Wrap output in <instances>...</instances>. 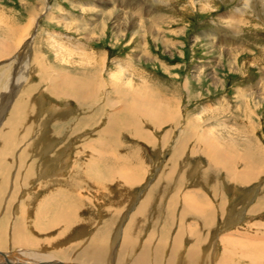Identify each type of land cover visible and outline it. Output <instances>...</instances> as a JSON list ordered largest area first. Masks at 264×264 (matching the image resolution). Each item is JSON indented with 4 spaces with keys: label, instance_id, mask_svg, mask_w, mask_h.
<instances>
[{
    "label": "rangeland",
    "instance_id": "1",
    "mask_svg": "<svg viewBox=\"0 0 264 264\" xmlns=\"http://www.w3.org/2000/svg\"><path fill=\"white\" fill-rule=\"evenodd\" d=\"M47 1L45 12L43 0H0V22L4 21L0 23L1 40L9 39L18 27L28 28L31 18L38 16L28 36L29 48L17 52L30 61L26 92H35L27 93L28 97L38 99L42 108L33 119L38 124L33 136L24 143H34L26 165L35 159L39 177L45 171L51 177L61 168L65 170L60 169L63 179L74 173L83 185L97 170L101 181L113 182L90 194L84 184L82 190L79 188L84 197L72 202L66 193L78 191L76 183L75 188L69 179L67 183L63 180L58 186L62 192H58L54 189L57 184L50 181L46 190L41 191V186L34 189L39 192L38 204L43 201L50 212L56 211L54 203L62 206L67 201L82 208L80 204L88 202L85 199L89 196L91 202L86 206L91 207L80 209L76 217L81 227L75 225L71 234L76 243L91 239L97 230L100 238L107 224L109 235L106 233L104 240L108 235V245L115 252L142 198L154 192L139 222L138 249L146 243L154 249L158 245L171 249L178 235L181 246L176 264L184 263L186 257L182 256L193 244L199 247L204 264H264V0ZM127 4L133 5L129 15L137 20L142 19L141 5L153 6L154 13L164 17L160 41L150 34L143 36V32L135 34L137 28L133 30L121 16V12L127 13ZM107 11H112L110 20H101L98 13ZM237 11L244 13L249 25L233 33L222 19ZM206 35L222 38L211 44ZM233 40L236 43L230 44ZM84 53L89 56L84 58ZM11 58L0 60V71ZM56 77L92 84V103L80 105L71 92L68 97L52 96L48 89ZM97 88L98 94L94 91ZM147 100L152 104L145 103ZM108 102L114 107H105ZM167 105L171 109L161 118L159 111ZM54 108L60 114L53 120L50 113L57 114ZM100 109L101 114H95ZM125 109H136L140 131L148 139L126 127L124 122L130 117L124 116ZM4 115L0 120L4 121L8 112ZM154 118L159 121L156 125ZM118 119L125 129L108 130ZM45 122L49 128L43 129ZM48 129L51 132L46 133V139H37ZM209 138L235 147L236 152H230L234 162L215 163ZM184 139V150L180 151L177 147ZM18 155L16 151L15 157ZM14 165H20L17 158ZM249 175V181L241 179ZM125 177L133 184L130 191L121 192L116 185ZM151 187L153 192L147 194ZM53 190L60 196L56 202ZM26 191L19 194L21 201L14 204L15 211L28 201L23 202ZM193 201L196 206L185 205ZM207 204L211 212L208 224V217L196 212L197 206ZM184 206L189 213H181ZM50 217L46 214L47 220ZM65 241L64 247L69 248Z\"/></svg>",
    "mask_w": 264,
    "mask_h": 264
},
{
    "label": "bare ground",
    "instance_id": "2",
    "mask_svg": "<svg viewBox=\"0 0 264 264\" xmlns=\"http://www.w3.org/2000/svg\"><path fill=\"white\" fill-rule=\"evenodd\" d=\"M248 1H251V0H248ZM47 2H48L47 0H43L42 2V5L45 6V9H43V11L46 10ZM190 4L191 6L195 5L193 1ZM249 5L250 4H248V6ZM132 6L133 5L131 4H127L126 9H125L127 13L123 14L121 12V16L124 18L125 21L132 24L133 30L137 28L136 30H134L135 34L143 32L142 33L143 36L150 34L151 36H153V38L156 41H160L161 40L160 35L163 34L162 23H163L164 17L154 13L155 9L153 6H150V8H148L147 5H141V7H138V9L139 11L143 13V15L141 14L142 19L137 20L135 17L129 15V13L131 14L133 11ZM206 10H209V8ZM43 11L41 12L39 11V12L42 13ZM111 12L112 11H107L102 14L98 13V15L100 16L101 20H110V16L112 15ZM237 14H239L238 11L237 13L228 14L229 15L228 17L225 16L222 19L223 22L227 23L231 31L232 29H234L233 33L237 31L238 28L240 30L241 27L249 25V21L247 22L245 15H243L244 13L239 14L238 15L239 17H236ZM37 18L38 16L34 15L31 18V21L28 23L29 24L28 28L23 29V27H18L16 31H14L11 34L9 39H3V40L0 39V60L6 59L8 58V56L12 57L11 59H8L9 61L7 60L8 63L4 65V69L0 71V113H2L0 114V118H3L5 116L4 115L5 112H8L6 119L4 121L0 120V264H165V263L166 264H176L177 263L176 258L180 257L179 250L181 246L179 243L180 238L178 235L176 236V239L171 249L169 248L166 249L162 244H161L162 246L158 245V247L154 249L149 245V243H146L140 249H138L137 247V243H138L137 238H138V235H140L139 234L140 229L138 227L140 224L139 222L143 219L145 209L148 207L149 202L152 201L151 196L154 193L152 191L154 190V187H151L147 191V194L151 191L153 193L151 195L149 193L150 196L149 195L146 196L145 194V197H143L141 200L142 202L143 201L144 202L143 203L141 202L140 205L138 204L139 208L137 207V209L135 210L136 212L134 211L131 221L130 223H128V226L124 232L121 247L115 252H113L110 246L108 245V235L109 234L107 233V231H105L106 229H109V227H107V224H105L103 228L101 227L102 234L100 238H97V235L100 232L99 230H97V234L93 235L91 239H87V240L83 239L82 242L76 243L75 241L76 237H74V234L73 235L71 234L73 231H75V225L81 227V222H78L76 216L78 215L80 209L87 207L86 204L91 202L90 201L91 198L89 196H87V198L85 199L88 202L83 200L82 202L83 204H80L83 206L82 208L78 206V204L72 205L68 203L67 201L63 203L62 206H58L57 204L54 203L55 207L53 209L56 211L53 212L52 210V212H50V209H48L49 207L46 209V206L43 201H41L40 204H38L37 196L39 195V192H34V189H37V187L41 186L40 187L41 191H44L46 190L45 189L46 186H48L47 183H49L50 181H53V183L51 184H55V183L57 184V187H54V189L58 190V192L61 190V188H59L58 186L59 184L64 183L63 180L67 183L66 180L69 179L70 184L75 188H76L75 186V183H76L78 185L77 186L78 191L74 192L71 195L66 193V198H68L69 200L72 199V202H74L76 201L75 199L78 198L79 200H82L81 198L84 197L83 195H81L83 191L82 192L79 191V188L82 190V188L86 186V191L88 194L92 193V190L99 192V191L106 189V185L112 180H108V182L101 181L100 180L101 175L98 173L97 170H94L96 171L95 175L93 174L92 177L87 176L88 182L84 183L86 184L84 186V184L80 185V183L77 182V179L75 177L76 175L74 173H72V175L69 176L68 179L66 180L63 179L61 177L62 176L61 171H65L64 169L60 168L61 171L59 169L57 173L55 172L56 173L55 175L53 174L52 176L51 174V177H50V174L45 173L46 172L45 171L44 175L39 177L37 171L35 170L36 168L35 159L33 160L32 158L33 161L31 160L32 161L31 165L29 166L26 165L27 164L26 162L30 157L28 150L33 148L34 143L31 142L29 143V145L24 144V143L26 140L30 138L31 135L33 136V133L36 127L35 125H38L36 124L37 122L35 123L33 119L34 118L36 119L37 114L39 115L41 113L42 108H40L41 105H39L40 103L38 102L40 101H38V99L35 98L36 100H32L30 98V95L28 97L27 93L30 94V92L31 93L35 92V90H30V89H29L30 91L28 90L26 92V86H27L25 85V82L27 80L26 68H28L30 61L27 62L28 60L27 61L24 60V58L21 55L17 54V52L21 50V48H24L26 50L29 48L30 43L28 42L29 40L28 36L30 37V33H32L30 32V30H32V28L34 27L37 21ZM21 30L23 31V33ZM230 30L229 32H231ZM10 33L11 32L8 31V34ZM236 35H238V33ZM206 37H208L209 41L212 40V42L210 41L211 44H214V42H216L217 40L219 43V41L222 38L220 35L219 36L206 35ZM228 37L229 38L232 37L233 39L236 38L234 34H228ZM229 42L230 44L234 42L236 43V40L229 41ZM17 55L19 56L13 57ZM83 56L85 58L86 56H89V55L85 54ZM90 59L92 60V58ZM44 69H42V71ZM80 82L81 81L79 80L78 82H76L75 80L70 81L69 79L64 80V79H60L59 77L58 78L56 77V80L51 81L52 87H49L48 91L49 93L52 94V96L57 95L59 97H65V96L68 97L70 95L69 92H71V94H73L72 98L76 102H78L80 105L84 106L86 103H88V101L91 102L92 99L94 98L93 85L90 83L88 84V82L86 83L84 82L80 83ZM24 86H25V89H22ZM94 91L97 92L98 94L100 90H98L97 88ZM147 98H149L148 95H147ZM145 103L152 104V102L148 100L145 101ZM89 106L95 107L93 104ZM105 107L113 108L114 105L108 102L105 104ZM151 107H153V105ZM162 109L159 111L161 113V118L165 117V114H168L166 112L170 111L169 109H171V107L167 105L166 107H162ZM135 110L133 111L130 109H127V110L125 109L122 111L124 113V116H126V119L130 117L128 119V123L127 122H124V123L126 124V127L129 126V127H133L132 129H136L135 133L138 137L148 139V137H146V135L142 134V132L140 131L141 130L140 126L142 123L140 124L139 118L135 117L137 116V113H138V112L136 113ZM53 111L57 112V114H53V112L50 113L53 115L52 118L54 120L60 113L57 108H54ZM100 111H103V110L100 109L99 112L96 111L95 114L100 115L101 114ZM120 121L118 119L116 122L111 123V126H110L111 128H108V130L113 129L116 131L117 129H120L121 127L125 129V126L122 125ZM153 122H155L153 124L156 125L159 121L158 120L156 121L154 118ZM48 125L49 124L45 122L43 129L47 127ZM48 131H50V129H48L47 131L43 130L38 135L37 139L42 140V138H45V136L47 137L46 133ZM208 140H209V147L212 150L210 151V154H212L215 160V163L218 164V161H221L226 164H228L230 161H231L230 163L234 162V156H231L232 153L230 152H236L235 147L228 146V145L223 146L219 142H217V139L214 140V138H209ZM185 143H186V140L184 139L181 145L177 147L178 150L183 151ZM16 151H18V154H19L18 157H15ZM246 157L245 155L243 157V160H245V162H246ZM16 158L18 162L20 163L19 166L14 165V161H16ZM57 167L54 169L57 170ZM54 169H50V171L51 170L55 171ZM91 169H92L91 171H93L94 168H91ZM111 177L115 181L116 178H114V176L112 175ZM251 177H252L251 175H249L248 178L246 176H243L241 179L243 180L248 179L249 181ZM37 179L39 181L41 180L38 184L35 183ZM120 182H121L120 184L117 183L116 187L120 188L121 192H123L124 190L130 191L129 189L131 187L129 188V185L131 186V184H133L132 183L133 180L129 179V177L128 178L125 177ZM23 190H27L25 192L26 197L24 198L23 202L25 200H28V201L25 203H21L19 206V209L15 211L13 209V206L17 202L20 203L21 200L19 201V199L21 197L19 196V194H21V191ZM58 192L54 190L52 191L54 202H56L59 196ZM28 193H31L33 197H31L30 194ZM7 195L11 197L7 199L6 198ZM62 196L64 197V194ZM5 199L7 200L5 201ZM35 203H37V207H34ZM118 203L120 204L122 202L120 201V202H117V204ZM177 203L178 201L176 200L173 202L174 205H177ZM185 205H187L190 208L191 206L192 207L196 206L194 201L189 202L188 204L185 203ZM205 205L197 206L198 209H196V212H200L201 214L203 212V214H205L206 217H208L206 218V222L208 224L210 220L209 215L211 212L208 208V204L207 206ZM59 207H62V209L57 210L59 209ZM88 207H91V206H88ZM88 207L86 209H88ZM50 208L52 207L50 206ZM185 208L186 206H184V210L183 212H181L182 214L189 213V210ZM46 214L51 215V217L48 220L46 219ZM54 231L56 233L53 235L52 232ZM79 231L80 230L76 231L77 235L80 234ZM120 232L118 234H120ZM106 233L108 234L106 236L107 240H104ZM115 240H117L116 237H115ZM64 241L65 243L70 244L69 248L64 247L63 245ZM74 242L76 243V245H72ZM120 251L121 253H119ZM167 253H169L168 260L167 262H165L164 260L166 259ZM184 255L186 258L185 260L183 259L184 260L183 264H204L202 261L203 258H201L199 247L196 244H193L190 248H188V250L186 251L185 254H183L182 257H184ZM242 255L244 254L242 253ZM125 257L126 259L127 258H131V259L129 261L128 259L127 261H125L124 259ZM224 264L226 263L224 262Z\"/></svg>",
    "mask_w": 264,
    "mask_h": 264
}]
</instances>
